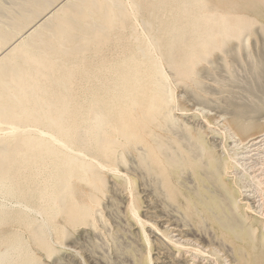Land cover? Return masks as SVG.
<instances>
[{
  "label": "bare ground",
  "instance_id": "6f19581e",
  "mask_svg": "<svg viewBox=\"0 0 264 264\" xmlns=\"http://www.w3.org/2000/svg\"><path fill=\"white\" fill-rule=\"evenodd\" d=\"M259 35L264 0H0V264H64L73 251L88 264L70 239L108 226L105 200L115 205L108 194L119 188L146 244L135 262L154 264L137 204L146 178L208 239L152 223L161 244L215 264H264ZM226 47L251 56L258 80L240 86L251 106L230 98L234 58H212ZM192 99L204 108L189 114ZM118 233L101 235L117 249Z\"/></svg>",
  "mask_w": 264,
  "mask_h": 264
},
{
  "label": "rangeland",
  "instance_id": "374dc122",
  "mask_svg": "<svg viewBox=\"0 0 264 264\" xmlns=\"http://www.w3.org/2000/svg\"><path fill=\"white\" fill-rule=\"evenodd\" d=\"M250 38H251V41L253 44L252 48H251L252 53L254 55H256V57L257 56L258 57L259 56L264 57L263 56L264 55L263 54L264 53V45H263L264 44L263 43L264 42V36L259 35L258 45L256 44L255 36H252ZM234 43H235V41H232L230 43L231 44L230 46H235ZM230 46H229V48H230ZM229 48L228 49H227V47L225 48L226 55H225L224 51H222L224 55L222 54V52L221 53L217 52L213 55L212 58H222V57L225 58V56L227 58V55L229 56L228 58H231V59L234 58V61L233 60L232 61L234 64L233 67L236 68V66H237V69H235V70H236V75H237L238 80H239L238 81L239 82L238 83L239 88H237L238 84L236 86V83H235L234 86H236V88H235L233 95L230 96V98L232 97L233 100L238 101V103L239 102L241 104L245 103L247 106H251L253 103V101H251V100L255 101V98L254 97H248L246 95L247 92L245 93V91L240 88V86L242 88H243V86H245V88L248 87L245 83L249 82V84L251 85L252 79H253V83H254V79H256V78H254V75L253 76L251 75V73L253 71V69H251L252 65L249 66L251 56L248 55V52L245 49H243V52H241L242 53V54H240L241 56L240 55L237 56V55H235L233 49L230 50ZM236 58L237 59L239 58V59L236 60ZM240 58H243L246 61L245 60L243 62L239 61ZM237 61H239V62H237ZM217 63H218L217 65H220L219 64L220 61H217ZM238 65L240 66V68H238L239 67ZM220 66H222V65H220ZM261 68L263 69V73H264V65ZM221 69L222 68L218 67L217 69H215V71H216V73L219 72L218 74L224 75L225 73ZM250 71H251V73H250ZM248 72L250 73V76L248 75L249 74ZM246 73H248V74H246ZM249 77L250 78L252 77V78L250 79ZM241 78H242V80H241ZM245 78H247L248 81H246ZM256 80H258V79H256ZM250 81H251V83H250ZM258 81H259L260 85H258L259 84ZM258 81H256L257 84H255L256 87H258V89H260V90L257 89V92L259 91V93H257V97L259 98L261 96L260 99L263 100L264 89L261 91V88H262L261 86L263 85V87H264V84L261 85V83H264V77L262 78V81L261 80H258ZM241 83H243V84H241ZM231 87H233V86L231 85ZM252 87H253V84H252ZM243 95L245 97H242ZM254 96H255V93H254ZM257 97H256V99H257ZM249 100L251 101V103ZM241 101H243V102H241ZM249 103H250V105H248ZM212 104H210V105H212L211 113L220 115L221 108L214 105V103H212ZM188 106L190 108L189 114H192L196 110L204 108V105H202V103L200 101L197 102L194 99L189 101ZM257 107H259V106H257ZM222 109H223V107H222ZM256 109L257 108H254V111H257L258 113L254 112L253 115L258 117V114L260 112L259 121L262 122L264 125V113H263L264 111L262 109H260V107L258 108L259 110H256ZM261 112H262V114H261ZM222 114L223 113H221V115ZM186 119H188V117H186ZM189 120L190 121L196 120V124L200 123L199 125H202L204 130H206V132L208 133V137H209V133H210V137H209L210 140L214 141L218 145V147H222L221 146V144H223L222 138L219 135H215V134L209 132V130H207V124L205 121H203L201 118L200 119H194V118L190 119L189 118ZM217 123L222 124V122H217ZM217 123H216V125H217ZM263 129H264V126H263ZM253 132H256V131H253ZM228 144L232 145L233 143H231V141L228 140ZM221 150H219V153L223 154V150L222 151ZM226 177H225L227 179L226 181L230 182V176L227 175ZM148 180H150V179L146 178V179H143L142 181L139 180V182L137 184L138 188H139V192H140L139 193L140 198H139L137 204H138V209H139L141 215L144 217V219L146 221H148L146 223L147 224L146 229L149 231V233L151 232L150 235H151L152 240L154 239L153 241L155 244H154L153 251H152L153 256L155 255L154 256L155 257V263L154 264H215V262H213V261L211 263L209 260L205 261V259H202V258L194 259L193 257H191L189 255V253L182 255L180 252L177 251V249L175 250V248H170L168 245L167 246L163 245L164 243L161 244V242L159 241V238H160L159 236H161V233L158 230H156V228L153 226L152 223L156 222L155 224H157V226L161 227V229H166V228L172 229L174 227L172 229L174 231V233H171V235H173V234L177 235L178 233L182 232V230H184L183 234L189 233L188 235L186 234L187 236H184L185 238L186 237L188 238L189 236H190L189 238H191V239H192V237L196 238V239L199 238V240L203 241V243H207L208 239H207V237H205L206 235H205L204 231H201V233H200L196 229H195L196 230L195 231L193 227H189V228H188V226L186 227L184 225L183 221L181 220V215L178 212V209L176 207H174L175 205L167 204L166 200L163 198V196L157 195L155 188L153 187V185H151L152 181H148ZM192 185H194V183H192ZM124 191H126V190L119 188V190L114 191L115 193L111 192V194L110 193L108 194L109 198L115 197V196L117 197L115 205H111L113 202L112 198L111 199L107 198L106 199L107 201L105 200V204L109 205L111 203L110 206H115V207H110L106 210V213L108 215L107 217L109 218L108 222H107V225H108L107 227H105L103 229L102 226L100 225L98 227L99 232L97 230L95 231V230H89V229L88 230L79 229V231H77L75 233V235L70 239L72 241V244H74L76 246L77 251L79 250V251H82L84 253L88 264H90V263L91 264H136L134 254L135 255L137 254L139 256L143 246L146 245L143 242V240L141 239L142 235H143V233L141 231L142 229L140 227L141 225L139 223L137 224L135 222L134 223L132 222L131 223L132 225H130L128 223V219L126 218L128 215L126 216V212H124V209L125 208L127 209V205L130 203V201H129L130 195L129 194L126 195L127 192L124 193ZM243 195H244V193H243ZM243 195H242V197H244ZM242 197H240V198H242ZM117 202L119 203L118 206H117ZM257 204H258V202H256V205ZM126 209H125V211H126ZM259 210L264 211V207H263V209L259 208ZM253 213H254V215L253 214L252 215L255 216V212H253ZM128 218L131 219V216L129 215ZM127 223H128V225H127ZM107 229H110V230L113 229V231H117L119 229L118 242L120 244H118L119 245L117 248L118 250L115 248L114 245H112L113 241L111 240V238H108L111 240V242L108 243L105 241V239L101 235ZM184 232H186V233H184ZM195 234L196 235L198 234V236H195ZM176 238H180V236H178ZM204 239L206 240V242H204ZM110 240H108V241H110ZM93 243H94V245H93ZM215 244H216L215 246L220 245L219 241H217V240H215ZM72 250H73V248H72ZM91 250H92V252H90ZM133 251H135V252H133ZM224 253H225L224 251H221V253H220L221 258H219V261L222 258H224V260H222L221 262L225 261V258H226L225 255L226 254H224ZM74 254H76L75 251H73V253H71V254L65 253L63 255V257L65 258L63 263L64 264H83L84 261L81 258V256H79V255L75 256ZM42 258H43L42 260L45 261V263L55 264L54 263V257L51 258L52 260L47 259L44 256ZM227 259H229V258H227Z\"/></svg>",
  "mask_w": 264,
  "mask_h": 264
}]
</instances>
